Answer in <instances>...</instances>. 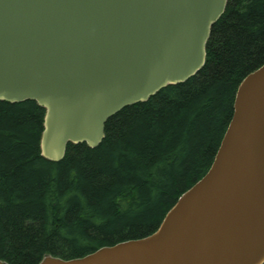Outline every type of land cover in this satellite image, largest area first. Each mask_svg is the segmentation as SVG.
<instances>
[{"label": "water", "instance_id": "1", "mask_svg": "<svg viewBox=\"0 0 264 264\" xmlns=\"http://www.w3.org/2000/svg\"><path fill=\"white\" fill-rule=\"evenodd\" d=\"M227 4L0 0V100L45 108L48 160H62L70 143L97 147L114 114L204 67ZM37 264H264V63L239 84L209 170L153 233Z\"/></svg>", "mask_w": 264, "mask_h": 264}, {"label": "trees", "instance_id": "2", "mask_svg": "<svg viewBox=\"0 0 264 264\" xmlns=\"http://www.w3.org/2000/svg\"><path fill=\"white\" fill-rule=\"evenodd\" d=\"M264 63V0H228L204 67L126 106L97 147L41 154L45 108L0 100V259H73L153 233L209 170L232 118L237 88Z\"/></svg>", "mask_w": 264, "mask_h": 264}]
</instances>
